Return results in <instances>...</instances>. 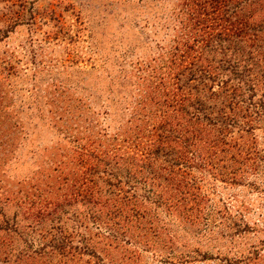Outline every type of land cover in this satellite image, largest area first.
Here are the masks:
<instances>
[{
    "label": "rangeland",
    "instance_id": "374dc122",
    "mask_svg": "<svg viewBox=\"0 0 264 264\" xmlns=\"http://www.w3.org/2000/svg\"><path fill=\"white\" fill-rule=\"evenodd\" d=\"M179 3L0 0V239L12 256H35L25 264H264V115L251 130H232L258 151L255 172L229 183L181 167L202 200V218L192 221L146 202L142 217L110 216L109 231L57 177L79 168V144L132 133L148 113L141 97L153 71L166 68ZM259 81L255 97L264 93ZM28 201L47 216L27 218ZM61 236L68 243L58 253L51 241Z\"/></svg>",
    "mask_w": 264,
    "mask_h": 264
},
{
    "label": "trees",
    "instance_id": "16d2710c",
    "mask_svg": "<svg viewBox=\"0 0 264 264\" xmlns=\"http://www.w3.org/2000/svg\"><path fill=\"white\" fill-rule=\"evenodd\" d=\"M177 22L166 68L153 71L141 97L148 113L132 133L79 144L73 160L79 168L57 175L60 184L71 181L74 198L86 201L91 219L109 231L110 216L142 217L146 202L202 218V200L181 167L229 183L257 170L258 151L232 130H251L250 120L264 115V93L255 97L258 80L264 83V0H180ZM34 203L24 208L27 218L47 216ZM67 238L51 247L59 253ZM24 255L12 256L0 239V263L35 257Z\"/></svg>",
    "mask_w": 264,
    "mask_h": 264
}]
</instances>
